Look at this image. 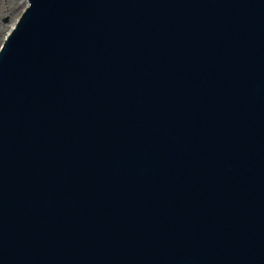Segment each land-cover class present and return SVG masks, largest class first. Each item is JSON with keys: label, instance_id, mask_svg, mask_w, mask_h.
I'll list each match as a JSON object with an SVG mask.
<instances>
[{"label": "water", "instance_id": "obj_1", "mask_svg": "<svg viewBox=\"0 0 264 264\" xmlns=\"http://www.w3.org/2000/svg\"><path fill=\"white\" fill-rule=\"evenodd\" d=\"M0 264H264V0H28Z\"/></svg>", "mask_w": 264, "mask_h": 264}, {"label": "rangeland", "instance_id": "obj_2", "mask_svg": "<svg viewBox=\"0 0 264 264\" xmlns=\"http://www.w3.org/2000/svg\"><path fill=\"white\" fill-rule=\"evenodd\" d=\"M14 1L12 6L10 2ZM28 5V0H0V48Z\"/></svg>", "mask_w": 264, "mask_h": 264}, {"label": "bare ground", "instance_id": "obj_3", "mask_svg": "<svg viewBox=\"0 0 264 264\" xmlns=\"http://www.w3.org/2000/svg\"><path fill=\"white\" fill-rule=\"evenodd\" d=\"M13 3H14V1H11L9 6H12V5H13Z\"/></svg>", "mask_w": 264, "mask_h": 264}]
</instances>
